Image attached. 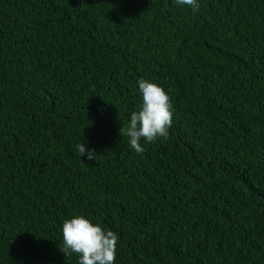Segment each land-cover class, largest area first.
Wrapping results in <instances>:
<instances>
[{
	"label": "trees",
	"instance_id": "16d2710c",
	"mask_svg": "<svg viewBox=\"0 0 264 264\" xmlns=\"http://www.w3.org/2000/svg\"><path fill=\"white\" fill-rule=\"evenodd\" d=\"M198 3L0 0V264H79L75 215L115 264H264V0ZM140 79L174 112L136 153Z\"/></svg>",
	"mask_w": 264,
	"mask_h": 264
},
{
	"label": "clouds",
	"instance_id": "9594fccd",
	"mask_svg": "<svg viewBox=\"0 0 264 264\" xmlns=\"http://www.w3.org/2000/svg\"><path fill=\"white\" fill-rule=\"evenodd\" d=\"M180 6H189L198 11V0H176ZM142 96L140 107L130 114L127 126L123 129L129 138L130 147L136 153H142L146 143L154 142L158 137L167 139L172 125L173 105L168 93L157 83L145 79L138 81ZM78 154L93 160L96 152L86 149L84 141L76 145ZM118 236L112 230L102 228L84 215H75L62 224V244L60 251L65 256L78 254L79 264H115Z\"/></svg>",
	"mask_w": 264,
	"mask_h": 264
}]
</instances>
